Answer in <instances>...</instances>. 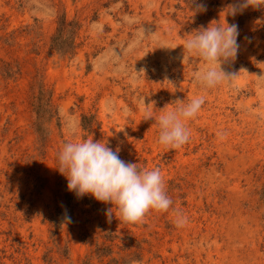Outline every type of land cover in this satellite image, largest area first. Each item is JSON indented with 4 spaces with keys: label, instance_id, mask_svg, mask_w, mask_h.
Wrapping results in <instances>:
<instances>
[{
    "label": "rangeland",
    "instance_id": "obj_1",
    "mask_svg": "<svg viewBox=\"0 0 264 264\" xmlns=\"http://www.w3.org/2000/svg\"><path fill=\"white\" fill-rule=\"evenodd\" d=\"M242 2L0 0V264H264V7ZM63 16L79 25L65 54L51 48ZM225 20L235 76L207 88L182 45ZM198 95L189 140L160 144L145 112ZM83 138L159 168L170 208L129 223L68 191L57 154Z\"/></svg>",
    "mask_w": 264,
    "mask_h": 264
},
{
    "label": "clouds",
    "instance_id": "obj_2",
    "mask_svg": "<svg viewBox=\"0 0 264 264\" xmlns=\"http://www.w3.org/2000/svg\"><path fill=\"white\" fill-rule=\"evenodd\" d=\"M249 5L264 7V0H243L239 10ZM199 10L203 11L204 8L201 6ZM237 11V7L232 6L227 8L226 14L234 15ZM238 36L237 25L229 24L226 20L224 23L210 22L206 28L189 33L182 46L184 52L202 61V66L193 73V78L199 84L212 88L235 76L226 74L221 63L236 57ZM204 103L205 97L202 95L190 98L187 103L177 99L175 107L165 106L158 115L146 111L144 120L154 119L157 123L160 144L179 148L190 137L185 121L194 117ZM118 153L119 148L113 151L102 140H69L57 154V169L65 176L68 191L74 192L77 198L90 194L97 201L115 205L120 221L135 223L142 220L150 209L168 210L172 200L166 194L160 169L139 168L137 163L122 160ZM112 208L105 210L109 217L113 214ZM186 221L182 213L176 214L174 223L177 227L184 226Z\"/></svg>",
    "mask_w": 264,
    "mask_h": 264
},
{
    "label": "trees",
    "instance_id": "obj_3",
    "mask_svg": "<svg viewBox=\"0 0 264 264\" xmlns=\"http://www.w3.org/2000/svg\"><path fill=\"white\" fill-rule=\"evenodd\" d=\"M78 28L79 25L76 21H68L66 17H61L58 22L57 33L52 38L51 48L62 54L73 51L76 47L74 38Z\"/></svg>",
    "mask_w": 264,
    "mask_h": 264
}]
</instances>
